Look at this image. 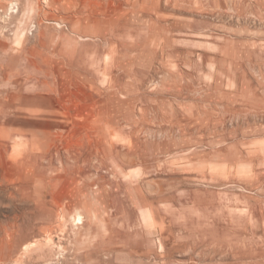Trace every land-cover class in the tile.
I'll return each instance as SVG.
<instances>
[{"label": "rangeland", "instance_id": "obj_1", "mask_svg": "<svg viewBox=\"0 0 264 264\" xmlns=\"http://www.w3.org/2000/svg\"><path fill=\"white\" fill-rule=\"evenodd\" d=\"M0 246L264 264V0H0Z\"/></svg>", "mask_w": 264, "mask_h": 264}, {"label": "bare ground", "instance_id": "obj_2", "mask_svg": "<svg viewBox=\"0 0 264 264\" xmlns=\"http://www.w3.org/2000/svg\"><path fill=\"white\" fill-rule=\"evenodd\" d=\"M14 220H15V219H14ZM43 228H44V227H43ZM1 230H2V229H1ZM15 231H16V229L14 230V232H15ZM46 231H47V230H45L44 232H46ZM14 232H12V233H10V234L13 235ZM6 233H7V235H8V232H6ZM9 236H10V235H9ZM13 236H15V235H13ZM47 236H48V234H47ZM4 237H5V236H4ZM6 237H7V236H6ZM48 237H49V236H48ZM48 237H47V238H48ZM7 239H8V237H7ZM8 240L11 242V243L8 242V243H9L8 246H9V245H10V246H13V245H11V244L13 243L14 238H13L12 241H11V237H10V239H8ZM8 240H7V241H8ZM43 240H46V239H43ZM37 241H38V240H37ZM37 241H36V243H31V244H29V245H26V246H25V252H28L30 249L33 248V246H43V245L41 244V242L38 243ZM6 243H7V242H6ZM43 243H45V244L47 245V243H49V239H48L47 241H44ZM3 246H4V245H3ZM3 246H2V247H3ZM10 246H9V247H10ZM43 247H45V246H43ZM0 248H1V246H0ZM11 248H12V247H11ZM36 250H37V249H36ZM10 251H11V250H10ZM31 251H32V250H30V253H31ZM37 252H38V251H37ZM41 252H42V251H41ZM42 253H43V252H42ZM10 255H11V253H10ZM45 256H46V255H45ZM25 258H26V257H25ZM22 262H23V261H22ZM0 263H1V262H0ZM54 263H55V262H54ZM48 264H49V263H48Z\"/></svg>", "mask_w": 264, "mask_h": 264}]
</instances>
